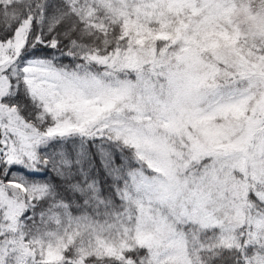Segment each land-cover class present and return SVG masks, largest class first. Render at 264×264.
Masks as SVG:
<instances>
[{
	"label": "snow or ice",
	"instance_id": "1",
	"mask_svg": "<svg viewBox=\"0 0 264 264\" xmlns=\"http://www.w3.org/2000/svg\"><path fill=\"white\" fill-rule=\"evenodd\" d=\"M0 264H264V0H0Z\"/></svg>",
	"mask_w": 264,
	"mask_h": 264
}]
</instances>
